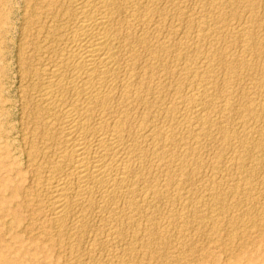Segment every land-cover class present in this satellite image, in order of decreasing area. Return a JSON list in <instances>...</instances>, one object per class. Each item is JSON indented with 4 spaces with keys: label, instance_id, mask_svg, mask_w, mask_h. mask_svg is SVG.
I'll use <instances>...</instances> for the list:
<instances>
[{
    "label": "bare ground",
    "instance_id": "bare-ground-1",
    "mask_svg": "<svg viewBox=\"0 0 264 264\" xmlns=\"http://www.w3.org/2000/svg\"><path fill=\"white\" fill-rule=\"evenodd\" d=\"M259 2L261 0H36L29 5L19 58L22 65L19 69L30 89L27 94L31 104L29 119L33 121L27 154L32 175L36 177L31 189L46 191L48 201L37 200L31 193L14 191L13 197H23L22 201L12 204L13 224L22 221L23 213L34 220L35 214L47 210L51 231L46 244L49 248L56 247V253L62 247L71 249L68 250L71 253L64 251L69 253L68 259V255L63 256L67 259L64 264H85V258L94 260L91 254L98 253L94 248L93 251L87 248L90 252L86 253L75 247L72 252L77 241L84 239L92 216L101 224L98 231L107 234L104 246L109 253L106 251V258L102 256L104 261L100 258L103 263L97 258L98 261L90 264H130L135 256L132 252L137 248L133 243H119L122 236L133 240L142 236L146 244L156 243L164 252H174L178 257L175 264H181L188 254L196 251L197 245L191 240L187 248L173 246L172 225L175 227L177 223L184 228L190 224V217H197L205 219L201 223L203 227L207 219L211 224L215 218L224 217L233 205L241 207L242 214L225 216V226L243 227L238 232L244 237L251 231H264V209H259L261 203L257 201L259 205H254L257 208L251 205L254 187L262 184L256 181L254 186L252 178L264 171V162L260 160L264 151V23H261L264 10L263 13L257 10ZM245 78L249 83L246 81L244 87L239 81ZM238 82L243 88L236 86ZM234 89L237 93L241 90L240 97H236L240 102L235 99ZM27 95L25 100H28ZM209 146L217 155L203 159L202 151H207L204 149ZM202 164L214 173L224 170L227 176V170L232 173L235 170L241 176H235L238 179L230 181L229 188L222 178L224 184L213 174L211 185L201 188L204 195L200 194V198L205 196L207 201H203L212 207L209 211L203 210L209 213L214 207L218 209L216 213L203 214L200 209L194 212L190 208L198 195L193 186L204 172L199 173L196 166L202 167ZM204 175H208V171ZM215 179L229 189L224 190L225 186L220 189ZM170 199L178 200L175 202H180L181 208L174 209L177 212L161 222L164 217H158L153 207L164 206ZM175 202L174 206L170 202L173 208ZM42 203H46L43 209ZM159 210L161 214L163 209ZM246 215L251 220L245 225ZM142 218L149 224L135 227L137 219ZM94 225L92 223V228ZM125 227L130 228V234L124 232ZM198 228L188 226L184 228L187 233L175 236L184 240L189 238L190 231L196 233ZM203 231L211 239L217 235V229ZM233 234L232 239L228 236L221 251H225L228 259L239 258L242 250L253 244L245 242L243 235V239L235 241ZM98 240L94 234L90 244L96 248ZM118 243L125 247L120 249ZM138 244L144 243L139 241ZM158 249L156 247V251ZM161 257L158 255L157 259L163 260ZM200 257L202 259V254ZM145 262H150V257ZM252 262L250 258L245 263ZM24 263L10 258L0 260V264Z\"/></svg>",
    "mask_w": 264,
    "mask_h": 264
},
{
    "label": "rangeland",
    "instance_id": "rangeland-1",
    "mask_svg": "<svg viewBox=\"0 0 264 264\" xmlns=\"http://www.w3.org/2000/svg\"><path fill=\"white\" fill-rule=\"evenodd\" d=\"M33 1L34 0H0V260H2V259H4V258H10V259H12V260H18V261H20V262H22V263H24V264H64V262L69 258V253H71V252H69V251H71V249L69 250L68 249V247H62V248H59V251H58V253H59V255H58V253H56L57 251H56V247L55 248H49V246L50 245H48V244H46V243H48V239H47V234H49V232L51 231V230H49V224L47 223L48 222V217H47V214H46V212H47V210H45L44 211V209L43 208H45V204L46 203H42L40 206H41V209H43V210H41V212L40 213H38V214H35L34 216H33V219L35 220H32V219H30V218H32L29 214L28 215H26L25 213H23V219H22V221L20 222V223H17V224H13V218H14V209L12 208V204L13 203H16L17 201L18 202H20V201H22V197L21 196H18V197H13L12 196V194L14 193V191H17V192H19V191H21V192H24V194L26 193L27 195H29L30 193V195H31V197H33V198H36L37 200H40V201H43V202H47L48 200H47V198H48V195H47V193H45V192H41V191H43L42 189H37V190H35V189H31V188H33L32 187V185H33V180L36 178L35 177V174H33L32 175V173H33V168H32V166H31V164H30V162H29V157H28V145L27 144H29L28 142H29V140H30V134H31V132H32V127H33V121L31 122V120L29 119L30 118V111H31V108H30V106H29V98H28V95H29V91H30V89L27 87V85H28V83L24 80V75L21 73V69H19L22 65L20 64L21 63V55H20V48H21V43H22V30H23V27H24V23H25V18H26V14H27V12H28V7H30L32 4H34L35 2H36V0L34 1V3H33ZM263 5H261V4ZM259 9H257V10H259V12H262L263 10H264V8H262V7H264V1H262L261 0V2H259ZM30 5V6H29ZM261 9V10H260ZM263 13V12H262ZM262 23V25H263V23H264V21L263 22H261ZM264 27V26H263ZM20 46V47H19ZM20 58V59H19ZM23 75V76H22ZM21 78V79H20ZM23 78V79H22ZM243 80V81H242ZM241 81H239L240 83H242V85L245 87L246 86V84L247 83H249V81L248 80H246V78L245 79H242ZM246 81H247V83H246ZM238 82V83H239ZM244 82V83H243ZM238 84V85H236L237 87H239V89L240 88H243V86L241 85V84ZM21 86V87H20ZM241 86V87H240ZM28 89H27V88ZM21 88V89H20ZM235 89H238V88H236L235 87ZM235 89H234V91H235ZM27 92V93H26ZM235 93H237V91H235L234 92V95H235ZM239 93V94H238ZM238 93L235 95V99L237 100L238 98H236V97H240V96H238V95H240V93H241V90H238ZM25 94V95H24ZM28 94V95H27ZM26 95H27V99L28 100H25L26 99ZM239 100V99H238ZM239 102H240V100H239ZM31 105V104H30ZM26 107H29V108H26ZM25 108V109H24ZM29 110V111H28ZM27 111V112H26ZM30 112V113H29ZM27 119V120H26ZM30 121V122H29ZM25 123H27V124H25ZM32 123V124H31ZM28 125V126H27ZM26 128V129H25ZM30 128H31V130H30ZM30 135V136H29ZM22 138V139H21ZM24 143V144H23ZM263 146H264V144H262ZM212 147V146H211ZM210 146L208 147V149L207 148H205L204 150H207V151H205V152H203L202 151V154H201V157H203V159H204V157L206 158V157H215V155H217V152H216V150H214L213 151V149L211 148ZM209 148L210 149H212V150H209ZM210 152H209V151ZM212 151V152H211ZM215 152H216V154H215ZM208 153L210 154V153H212L211 155H208ZM213 153H214V155H213ZM205 154V155H204ZM207 154V155H206ZM27 155V156H26ZM261 155H263V156H261L260 157V160H262L263 162H264V151H263V153L261 154ZM225 156V155H224ZM227 156V155H226ZM38 158H40V157H38ZM262 158V159H261ZM40 160V159H39ZM41 160H42V158H41ZM28 161V162H27ZM204 167H205V170H202V167H201V165H199V166H196L197 168H196V170L199 172V173H201V171H204V172H202L203 174V176L201 175L200 176V174H199V176H200V179H198L196 182H195V184H194V188L193 189H197V193H198V195L196 194V198L194 199V201L196 200H200V202L198 201V203L195 201V203H194V201H193V207H194V205H195V209L191 206L190 208L191 209H193L194 210V212H197V211H202V213L204 214V212L206 211L207 212V210H208V208L210 209H212V207H210L209 205H208V202L206 203L205 201H207L206 200V197L204 196V198L202 197L203 195H202V191H200L201 190V188L203 189L204 187H207L208 185H211V180H213L214 179V177L216 178V179H218V181H221L222 182V184H226L227 183V185L229 186V188L231 187V182H233L234 180L233 179H238V178H241V176L239 175H237V172L235 171V170H233V172L234 173H232L231 171L232 170H227L226 172H229L228 174H227V176L225 175L226 173H224V170L223 171H219V172H221V173H219V172H217V171H215V173L217 174V175H219V176H217V175H215V173L212 171V170H209L210 168H207L206 167V165H204V164H202ZM203 167V168H204ZM207 168V169H206ZM31 171V172H30ZM207 171H208V175H204L205 173L207 174ZM211 171V172H210ZM30 172V173H29ZM213 172V173H212ZM223 172V173H222ZM264 172V171H263ZM263 172H261L262 174H263ZM261 173L259 174V173H257V176H253V180H252V182H253V184H254V186L255 185H257V184H259L260 182L262 183V184H259V185H261V186H259L258 185V187L257 186H255L254 187V193H253V197H254V202L252 201H248L249 203L251 202V205L252 206H254V205H256V206H258L260 203V205H259V209H261V210H263L264 209V195H263V184H264V182L262 181V179L264 178V175H261ZM213 174H214V177H213ZM221 174H223V176L221 175ZM234 174V175H233ZM212 175V176H211ZM235 177H237L238 176V178H233V176ZM260 175V176H259ZM218 178H217V177ZM222 176V177H221ZM232 176V177H231ZM263 176V177H262ZM31 177H33V178H31ZM205 177H207V179H205ZM209 177V178H208ZM213 179H212V178ZM224 177V178H223ZM225 177H226V179L227 180H225ZM227 177H231L230 178V180H229V178H227ZM221 178H222V180L224 181V183H223V181L221 180ZM202 179H205V180H202ZM215 179V182L217 181ZM199 180H201L200 182H199ZM209 180V181H208ZM228 180H229V182H228ZM254 180H255V182H254ZM259 180V181H258ZM203 181V182H202ZM205 181H207V182H205ZM214 181V180H213ZM217 181V182H218ZM231 181V182H230ZM256 181H257V184H256ZM205 182V183H204ZM216 182V183H217ZM221 182H219L220 184H218L217 183V185H221L220 186V189H222L224 186L226 187H224L223 189L224 190H226L227 188H228V186L227 185H222L221 184ZM197 183V184H196ZM231 183V184H230ZM200 184H201V186H200ZM205 184V186H203ZM206 184H208V185H206ZM29 186V187H28ZM24 187V188H23ZM200 188V189H198V188ZM260 187V188H259ZM262 187V188H261ZM228 188V189H229ZM257 188V189H256ZM222 189V190H223ZM258 189H261L259 192L261 193H259L257 190ZM40 190V191H39ZM257 191V193H256V191ZM201 193H200V192ZM263 191V192H262ZM44 193H45V196H46V199L44 198ZM257 194V195H259V199H258V196L257 195H254V194ZM200 194L202 195L201 196V198H200ZM39 195H43V197L41 198V196H39ZM262 196V198H261V196ZM198 196H199V198H198ZM256 196V197H255ZM257 199V200H256ZM260 199H262V201L260 200ZM47 200V201H46ZM171 200V201H170ZM169 200V203H166V205H159V207L158 206H156V208L155 207H153V209H155V210H157L156 212V215H158V217H164L162 220H161V222L164 220V221H167V220H169V218H171V216H172V214H174L175 212H177V210H179L180 208H181V205H180V202H178V203H176L178 200H176V199H174V201H172L173 199H170ZM202 200V201H201ZM203 200H205V201H203ZM259 200H260V202H259ZM5 201L7 202V203H5ZM176 201V202H175ZM259 203H257V202ZM170 202H171V204H173V206H174V203L173 202H175V207L173 208V206L170 204ZM248 202H245L246 204H248ZM202 205V207H204V208H202L201 206H199L200 204ZM256 203V204H255ZM171 205V206H169V205ZM197 204V205H196ZM199 204V205H198ZM2 205V206H1ZM176 205L178 206L179 205V208L178 207H176ZM209 207H208V206ZM243 205V204H242ZM11 206V207H10ZM42 206H44V207H42ZM161 206L163 207V208H161ZM197 206H199V208L197 207ZM256 206H254V207H256ZM166 207V208H165ZM172 207V208H171ZM262 207V208H261ZM157 208H159V209H163L162 211H164V213H166L165 215H164V213L161 211V214L160 213H158V212H160V210L159 209H157ZM169 208H171L172 209V211H171V209H169ZM207 209V210H203V209ZM232 208V209H231ZM234 208V209H233ZM237 208H238V206H235V205H233V206H230L229 207V212H227V214L225 215V216H227L228 214L229 215H233V216H240L241 214H242V210L240 209L241 207H239L238 209H240L239 211L237 210ZM257 208V207H256ZM174 209H177L176 211L174 210ZM197 209V210H196ZM200 209V210H199ZM213 209H215V210H213L214 211V213H216L215 211L216 210H218L217 208H214L213 207ZM159 210V211H158ZM167 210V211H166ZM168 210H169V212H168ZM173 210H174V212H173ZM193 210H191V211H193ZM12 211V212H11ZM44 211V212H43ZM151 210H149V212H150ZM170 211H171V213H170ZM209 211V210H208ZM212 210H210V212H213ZM234 211V212H233ZM168 212V213H167ZM205 212V213H206ZM210 212L209 213H206V214H210ZM163 213V214H162ZM169 213H170V215H169ZM213 213V214H214ZM217 213H218V211H217ZM264 213V212H263ZM46 214V215H45ZM169 215V216H168ZM263 216H264V214H262ZM42 216H44V217H42ZM197 216V215H196ZM195 216V217H196ZM224 216V217H225ZM30 217V218H29ZM93 218L95 217V216H92ZM165 217H166V219H165ZM223 217V216H222ZM221 216L220 217H218V218H215L214 220H216V221H214L215 222V225H214V222L212 223L211 222V224H213V228H211V226H209V224H210V219H209V221H208V219L206 220V221H208L207 223H208V225L207 226H205L204 225V223H206V221L203 223V227H202V225H201V223L205 220V219H197V217L196 218H194V217H190L189 218V222H190V224L188 223V226H193V228H198V231L196 230V233H195V231L194 232H192V231H190L189 232V234H187V236H189L190 234L193 236L194 235V233H195V235H196V237H195V235L193 236V238L191 237V235L189 236V238H185L184 240L182 239V240H178L179 238L177 237V236H179L180 234H182L183 232V234H185V230H186V227H188V226H186V227H184L185 228V230H184V228H182V226L181 227H179L178 226V224L177 223H174V225H175V227H178V228H175L173 225H172V227L174 228V230L176 231V229H177V231L179 230L180 232H178V233H176L175 231H173V234H175V235H177V236H175V235H173V237H172V241H174V239H175V244L173 245V242H172V245L173 246H175L176 248H181L182 246V248H184V246H186V248L187 247H189L191 244H188V243H190V241L192 240V244L195 242V244H193L194 246H196L197 247V249H195L196 251H193V253L191 252V254L192 255H190V254H188L187 256H186V261L184 260L181 264H184V262H185V264H246L245 262H246V260L247 259H252L253 260V262H252V264H264V231H261L260 233H262L263 232V234H260V233H257V232H254V231H251L248 235H247V237H244V235H243V237H244V239L246 238V240H244L245 242H250V243H248V244H252V242H253V244L252 245H247L246 247H245V249H243L242 250V253H241V256L239 257V258H235V259H232V258H230V259H228V257L226 256V254L224 253V252H221V251H223V245L225 246L226 244V240L228 239L229 240V238L230 239H232L230 236L233 234V239L235 240V241H237L238 240V238H242L243 239V237H242V235L238 232V231H242V229H243V227H241V229L239 228L240 226H236V229H235V227H234V229L236 230V232H234L235 230L233 229V228H231L232 230H233V232H232V234H231V229H230V227H228V226H225V225H227V223L225 224V218L223 217L222 218ZM249 217V218H248ZM40 218H42L43 220H40ZM93 218H91V219H93ZM191 218H193V220L191 219ZM30 219V220H29ZM89 220L88 221V223H87V231H86V234H88V233H91V234H88V235H84V239H85V241L83 242V238L79 241H77V243H76V245L74 246V248H72V252H74L73 250L74 249H76V250H78L79 249V252H81V251H85L86 253H88V251L90 250V248H91V250L90 251H93L94 249H95V252H101L102 254H98V253H96V254H91V258H92V256H94L93 258H94V260L96 261L97 260V258H98V260L101 258L103 261L105 260V258H106V256L108 255V249H106V246H104L105 245V242L107 241V234L106 233H104L105 234V236H104V234L103 233H101L100 231H98V228L100 229V222H99V220H98V218H94V220ZM95 219H97V220H95ZM196 219V220H195ZM223 219V220H222ZM244 224L246 223V222H249L250 220H251V218H250V216H245L244 218ZM11 220V221H10ZM32 220V221H31ZM144 220H146V219H144V218H142L141 220L140 219H137V222L134 224L135 225V227H143V224L144 225H146V223L147 224H149L148 222H145ZM194 220L196 221V223L194 224ZM199 220H200V223H199ZM222 220V221H221ZM246 220H248V221H246ZM40 221V222H39ZM91 221V222H90ZM92 221H94V222H92ZM138 221L139 222H141L142 221V223H138ZM218 221V222H217ZM220 221V222H219ZM10 222H12V225H8ZM30 222V224H28V225H31V226H28L27 225V223H29ZM96 222V223H95ZM145 222V223H144ZM92 223H93V225L96 227V230H94L95 229V227L94 228H92L93 226H92ZM97 223H99V225L97 224ZM193 223V224H192ZM206 223V224H207ZM221 223V224H220ZM250 223V222H249ZM249 223H248V225H249ZM7 224V225H6ZM89 224H91V225H89ZM139 224V226H137V225ZM192 224V225H191ZM210 224V225H211ZM225 224V225H224ZM247 224V223H246ZM245 224V225H246ZM196 227H195V226ZM6 226H7V228H6ZM25 226V227H24ZM36 226V227H35ZM90 226V227H89ZM99 226V227H98ZM147 226H149V225H147ZM204 226H205V229H204ZM210 228H209V227ZM215 226V227H214ZM222 227V229H221V227ZM10 227V228H9ZM127 227V226H126ZM124 228V232L125 233H127L128 234V232H129V234H130V228ZM135 227H133L132 229H135ZM238 227V228H237ZM42 228V229H41ZM89 228V229H88ZM91 228L93 229L92 231H91ZM183 229V231H182V229ZM201 228V229H200ZM202 228H203V230H210V229H212V230H214L215 231V229H217V235H215L213 238H215V239H211L210 237H208V236H206L203 232V230H202ZM218 228H219V230H218ZM225 230H224V229ZM227 228V229H226ZM229 228V229H228ZM7 229V230H6ZM10 229V230H9ZM36 229V230H35ZM41 229V230H40ZM238 229V230H237ZM35 230V231H34ZM88 230L90 231V232H88ZM126 230V231H125ZM128 230H130V231H128ZM224 230V231H223ZM29 231V232H28ZM32 231V232H31ZM128 231V232H127ZM218 231H221V232H219L218 233ZM230 233H229V232ZM20 232V233H19ZM39 232H42L43 233V235H41ZM93 232V233H92ZM98 232V233H97ZM199 232H200V235H199ZM225 232H227V233H225ZM96 233H97V235H96ZM187 233V232H186ZM242 233V232H241ZM244 233V232H243ZM29 234V235H28ZM37 234V235H36ZM95 234V236H97V238L98 239H100V240H102L101 242H99L100 240H98V242H96V248L94 247V246H92V244H90V243H92V240H93V235ZM102 234V235H101ZM219 234V235H218ZM226 235V237H225V235ZM262 236H260V235ZM2 235V236H1ZM19 236V238L18 239H16L15 238V236ZM36 235V236H35ZM89 235L92 237H89ZM239 235H241V237L239 236ZM259 235V236H258ZM86 236V237H85ZM99 236V237H98ZM101 236H103V237H101ZM175 236V237H174ZM200 236V237H199ZM218 236V237H217ZM228 236H229V238H228ZM101 237V238H100ZM177 237V238H176ZM199 239H198V238ZM206 237V238H205ZM87 238H88V240H87ZM105 238H106V240H105ZM126 238V239H125ZM142 236L141 237H139V240L138 239H136V240H133L131 237H126V236H122L121 238H120V241H119V243H123V244H132V245H134V246H136V248L138 249H136L137 251H139V252H137V254H136V250L134 251V252H132L133 254L132 255H135V256H133L132 257V261L130 260V262L132 263V264H134L136 261H137V263H135V264H138L139 262L138 261H141L139 264H142V260H144V262H143V264H152V263H156V264H169L170 262H172L173 261V263H170V264H175V262L174 261H176V259L178 258L177 257V255L174 253V252H171V250L170 251H168V250H166L168 253H166V252H164L165 250H163V249H161L162 247H160V245H158V244H156V243H154V244H146L147 243V241H145V239L146 238H142ZM190 238H192V239H190ZM209 238V239H208ZM216 238H219V240H216ZM221 238H224L225 240H221ZM103 239H104V241H103ZM124 241H123V240ZM129 239H130V241H129ZM206 239H208V243H207V241H206ZM237 239V240H236ZM239 239V240H240ZM8 240V241H7ZM86 240L88 241V242H86ZM177 240L179 241V242H177ZM196 240V241H195ZM210 240H211V242H210ZM214 240H215V242H214ZM228 240H227V242H228ZM44 241H46V242H44ZM90 241V242H89ZM138 241V242H137ZM139 241L140 242H142L143 241V245H141V244H138L139 243ZM146 243H145V242ZM181 241V242H180ZM182 241H184V242H186L184 245H183V243H182ZM219 241H221L222 243H224V244H222L221 242H219ZM85 244V245H83V243ZM104 242V243H103ZM124 242H126V243H124ZM128 242V243H127ZM137 242V243H136ZM198 242H199V244H198ZM212 242H214L215 244H213ZM218 242V243H217ZM88 243V244H87ZM100 243H102V244H100ZM119 243L117 244L118 246H119ZM179 243H181V244H179ZM207 244V246H206V244ZM209 243H211V244H209ZM221 243V244H220ZM77 244H78V246L79 247H77ZM93 244H95V242L93 243ZM99 246H98V245ZM123 244H120V249H122L123 247H125V245L123 246ZM204 244H205V246H204ZM87 245V246H86ZM89 245H90V247H89ZM103 245V246H102ZM139 245H141V248L142 249H144V250H142L141 248H140V246ZM144 245H146L145 247H142V246H144ZM149 245V246H148ZM154 245V246H153ZM157 245V246H156ZM198 245H201V248H200V246H198ZM219 245H220V247H219ZM222 245V246H221ZM100 246H102V247H100ZM117 246V247H118ZM179 246V247H178ZM76 247V248H75ZM81 247V248H80ZM118 247V248H119ZM149 247V248H148ZM156 247H157V249H158V247H160V249L162 250V252H161V250L160 249H158L157 251H156ZM175 247H174V249H175ZM199 247V248H198ZM208 248V247H210L211 249H205V248ZM213 247V248H212ZM85 248V249H84ZM87 248H89V250H87ZM92 248H94V249H92ZM98 248H101L100 249V251H99V249ZM204 249V250H201V249ZM215 248H216V250H215ZM219 248V249H218ZM252 248V249H251ZM66 249V250H65ZM82 249V250H81ZM84 249V250H83ZM102 249H105V252H104V250H102ZM139 249H141V250H139ZM153 249H155L154 251L155 252H153ZM202 251H200V250ZM57 250H58V248H57ZM69 250V251H68ZM75 250V251H76ZM81 250V251H80ZM87 250V251H86ZM145 250H147L146 252H145ZM209 250V251H208ZM35 251L37 252V253H35ZM62 251V252H61ZM64 251H66V252H69L68 254L66 253H64ZM89 251V252H90ZM104 253H103V252ZM151 251L152 253V256H151V254L149 253V252ZM172 251H174V250H172ZM199 251H200V254H199ZM34 252V253H33ZM94 252V253H95ZM146 254H145V253ZM157 252V253H156ZM159 252H161V253H159ZM23 253V254H22ZM62 253V254H61ZM63 253H64V255H63ZM154 253V254H153ZM156 253V254H155ZM170 253V255H171V257H170V255H168ZM173 253V254H172ZM207 253V254H206ZM225 254V256H224V254ZM61 254V255H60ZM107 254V255H106ZM141 255V257H140V255ZM147 254H150V256H148ZM198 254V255H197ZM201 254H202V259H201ZM209 254V255H208ZM6 255V256H5ZM24 255V256H23ZM66 255V256H65ZM67 255H68V257H67ZM97 255H99V256H97ZM100 255H101V257H100ZM106 255V256H105ZM146 256L145 258L148 260L149 259V257H150V262H145V261H147V260H145L144 259V256ZM155 255V256H154ZM158 255H161L162 257L161 258H163V257H165L166 255H168L167 257H166V259L165 258H163V260H164V262H163V260H161L160 258V260H158L157 259V256ZM165 255V256H164ZM190 255V256H189ZM200 255V256H199ZM3 256V257H2ZM21 256H23V257H21ZM63 256L64 257H67V259L65 260V259H63ZM102 256H104V257H102ZM148 256V257H147ZM194 256V259L193 258H190V257H193ZM203 256H204V258L205 259H203ZM21 257V258H20ZM87 257V256H86ZM127 257V256H126ZM155 257V258H154ZM176 257V258H175ZM195 257H197V259H201V261H199V260H197ZM224 257H227V259L226 258H224ZM92 258V259H93ZM128 258V257H127ZM143 258V259H142ZM152 258V259H151ZM188 258H190V259H188ZM88 259V258H87ZM86 258H85V264L89 261V260H87ZM99 260L100 262L102 261V260ZM129 259V258H128ZM135 259V260H134ZM137 259V260H136ZM154 259H156V260H154ZM170 259H172L171 261H170ZM226 259V260H225ZM94 260H92V261H89L88 262V264H90V263H94ZM97 260V261H98ZM189 260V261H188ZM64 261V262H63ZM103 261L101 262V263H103ZM167 261V262H166ZM99 262V264H101ZM129 262V263H130ZM158 262V263H157ZM162 262V263H161ZM194 262V263H193ZM130 263V264H131ZM66 264H69V263H66ZM80 264V263H79ZM81 264H83V263H81Z\"/></svg>",
    "mask_w": 264,
    "mask_h": 264
}]
</instances>
